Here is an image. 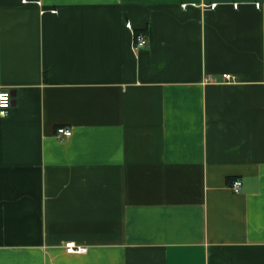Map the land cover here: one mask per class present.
<instances>
[{
    "label": "crops",
    "instance_id": "obj_1",
    "mask_svg": "<svg viewBox=\"0 0 264 264\" xmlns=\"http://www.w3.org/2000/svg\"><path fill=\"white\" fill-rule=\"evenodd\" d=\"M0 88V264H264V0H0Z\"/></svg>",
    "mask_w": 264,
    "mask_h": 264
},
{
    "label": "built area",
    "instance_id": "obj_2",
    "mask_svg": "<svg viewBox=\"0 0 264 264\" xmlns=\"http://www.w3.org/2000/svg\"><path fill=\"white\" fill-rule=\"evenodd\" d=\"M148 40L146 36L139 32H134V39H133V49L134 51H140L146 47ZM236 81L235 76L230 74H223L222 75V82L223 83H233ZM12 103V94L3 88H0V118H5L8 115V111L10 109ZM72 135V130L66 127L57 128L55 132L56 138L59 140H63L65 138H69ZM231 190L234 193L239 192L241 188L240 180H233L230 186ZM63 249L68 254H79L82 255L86 252L87 247L82 245H77L73 242H66L63 245Z\"/></svg>",
    "mask_w": 264,
    "mask_h": 264
}]
</instances>
